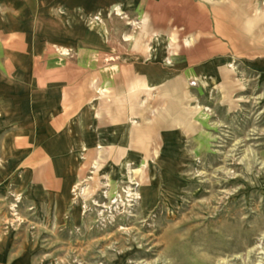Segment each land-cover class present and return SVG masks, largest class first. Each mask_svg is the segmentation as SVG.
I'll return each instance as SVG.
<instances>
[{
	"label": "rangeland",
	"instance_id": "374dc122",
	"mask_svg": "<svg viewBox=\"0 0 264 264\" xmlns=\"http://www.w3.org/2000/svg\"><path fill=\"white\" fill-rule=\"evenodd\" d=\"M177 2L0 0V17L41 52L107 64L136 41L151 47L145 12L159 18ZM233 36L231 76L216 77L210 56L200 81L150 92L162 128L151 159L140 148L136 163H93L55 224L34 225L16 185L0 184L2 264H264V23Z\"/></svg>",
	"mask_w": 264,
	"mask_h": 264
},
{
	"label": "crops",
	"instance_id": "0c3cea01",
	"mask_svg": "<svg viewBox=\"0 0 264 264\" xmlns=\"http://www.w3.org/2000/svg\"><path fill=\"white\" fill-rule=\"evenodd\" d=\"M177 1L159 18L145 12L151 47L136 41L107 64H92L88 53L79 59L41 52L22 26L0 17V184L16 185L27 206L20 212L34 225L55 224L54 209L67 205L72 185L93 163H136L140 148L141 158L151 159L154 131L161 135L162 128L153 127L149 93L157 98L200 81L210 56L220 57L216 77L231 76L234 25L264 23V12L255 13L259 0ZM165 40L177 44L166 47ZM5 217L0 208L1 222Z\"/></svg>",
	"mask_w": 264,
	"mask_h": 264
}]
</instances>
